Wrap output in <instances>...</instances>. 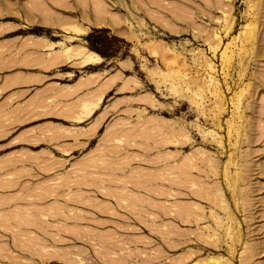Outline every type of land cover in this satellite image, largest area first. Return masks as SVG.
Masks as SVG:
<instances>
[{
	"label": "rangeland",
	"instance_id": "374dc122",
	"mask_svg": "<svg viewBox=\"0 0 264 264\" xmlns=\"http://www.w3.org/2000/svg\"><path fill=\"white\" fill-rule=\"evenodd\" d=\"M0 24L62 52L50 171L0 154V264H264V0H0Z\"/></svg>",
	"mask_w": 264,
	"mask_h": 264
},
{
	"label": "crops",
	"instance_id": "0c3cea01",
	"mask_svg": "<svg viewBox=\"0 0 264 264\" xmlns=\"http://www.w3.org/2000/svg\"><path fill=\"white\" fill-rule=\"evenodd\" d=\"M29 29L32 28H8L0 24V154L18 145L25 148L40 145V151L23 148L22 152L32 159L27 160L26 171L45 172L50 171V157L54 152L51 148L58 147L59 151L62 148V125L42 118L51 113V90L57 89L59 98L62 97V81L59 78L57 83L52 82L50 74L51 69L62 67V52L49 36ZM52 45L54 54H50ZM55 113L61 116V107ZM20 152L5 151L0 163L14 161ZM53 161L60 163V160ZM0 169L6 167L0 166Z\"/></svg>",
	"mask_w": 264,
	"mask_h": 264
},
{
	"label": "bare ground",
	"instance_id": "6f19581e",
	"mask_svg": "<svg viewBox=\"0 0 264 264\" xmlns=\"http://www.w3.org/2000/svg\"><path fill=\"white\" fill-rule=\"evenodd\" d=\"M98 10V9H97Z\"/></svg>",
	"mask_w": 264,
	"mask_h": 264
}]
</instances>
